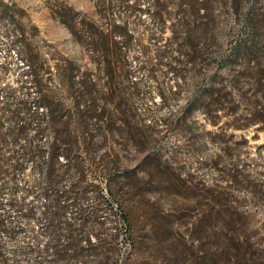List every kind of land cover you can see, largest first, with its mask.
I'll list each match as a JSON object with an SVG mask.
<instances>
[{
  "label": "rangeland",
  "instance_id": "374dc122",
  "mask_svg": "<svg viewBox=\"0 0 264 264\" xmlns=\"http://www.w3.org/2000/svg\"><path fill=\"white\" fill-rule=\"evenodd\" d=\"M250 34L264 45V0H0V89L43 105V145L45 106L68 121L127 217L110 212L99 264H264V49L235 55ZM73 69L95 84L102 136L74 108ZM211 83L233 95L194 103Z\"/></svg>",
  "mask_w": 264,
  "mask_h": 264
},
{
  "label": "trees",
  "instance_id": "16d2710c",
  "mask_svg": "<svg viewBox=\"0 0 264 264\" xmlns=\"http://www.w3.org/2000/svg\"><path fill=\"white\" fill-rule=\"evenodd\" d=\"M154 8L159 9L157 4ZM65 23L77 38L76 25ZM260 38L250 34L236 50V58L264 49ZM95 48L92 51L98 52ZM190 49L195 51V47ZM97 64L99 67L100 61ZM106 74L111 78L109 62ZM70 79L80 99L74 108L81 122L87 128L90 125L96 136H102L107 115L98 105L95 84L74 69ZM222 92L233 95V89H217L211 83L194 103L210 104ZM14 93L13 88L0 89V183L8 191L5 201H0V264H99L98 251L106 241L104 236H108L110 212L123 226H127V217L111 192L107 196L97 185L96 170L81 155L77 138L70 136L68 121L56 122L53 109L45 106V124L53 137L46 145L41 144L44 128L36 110L43 105L38 104L32 111L26 101L15 102ZM27 170L37 173V178L23 180L17 186V175ZM112 236L119 238L115 232L111 241Z\"/></svg>",
  "mask_w": 264,
  "mask_h": 264
}]
</instances>
